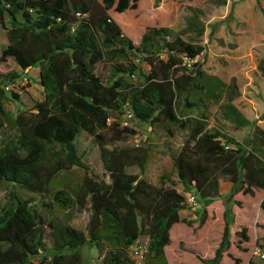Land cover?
Wrapping results in <instances>:
<instances>
[{"label":"trees","instance_id":"1","mask_svg":"<svg viewBox=\"0 0 264 264\" xmlns=\"http://www.w3.org/2000/svg\"><path fill=\"white\" fill-rule=\"evenodd\" d=\"M153 1L154 6L160 2ZM139 8V0H0V27L7 40L0 57H12L22 71L37 66L43 93L31 110L12 115L4 105L7 93L15 99L18 94L4 87L19 75L0 79V128L14 130L0 141V183L7 187L0 208V264H33L34 258L38 264H84L80 248L88 244L98 251V264H169L165 247L172 225L204 223V217L196 223L180 218L187 206L173 181L164 174L157 183L144 176L152 153L148 143L117 144L136 134L116 119L125 110L139 124L169 134L188 131L171 158L184 193L205 202L221 198V179L229 184L225 202L238 192L264 191V129L233 104L234 81L225 83L206 72L195 60L203 46L171 36L166 26L145 25L135 35L127 33L120 21ZM190 25L195 28L197 22ZM102 61L112 63L106 81L95 72ZM257 70L264 78V58ZM222 97L224 118L235 129L249 127L241 140L207 128L206 110ZM82 132L98 146L102 174L91 172L78 154L74 141ZM72 166L86 171L81 181L51 192L57 174ZM22 192L50 195L53 204L43 205L66 215L86 211L85 230L48 219ZM260 208L264 211V197ZM224 216L213 262L229 246L226 211ZM142 235L146 251L137 263L131 247ZM236 235L248 240L245 228ZM248 264L261 263L251 259Z\"/></svg>","mask_w":264,"mask_h":264},{"label":"rangeland","instance_id":"2","mask_svg":"<svg viewBox=\"0 0 264 264\" xmlns=\"http://www.w3.org/2000/svg\"><path fill=\"white\" fill-rule=\"evenodd\" d=\"M153 2L139 0L140 8L128 13L120 21L124 30L130 35H135L145 25L158 24L166 26L171 36L180 34L183 39L203 46V53L195 60L202 61V68L206 72L216 74L225 83L234 81L238 94L234 97L233 104L246 108L251 117L256 115L261 118L264 111V78L257 73V62L264 58V0H260V6L256 0H160L157 6H154ZM193 19L197 22L195 28L190 25ZM6 42L5 31L0 27V48ZM117 61L122 62L125 59L117 58ZM142 70H147L145 64ZM95 72L106 81L112 74V63H97ZM11 73L19 75L12 91L18 94V98L15 99L10 92L7 93L5 109L12 115L21 111L28 112L33 104L43 97L38 81V67L33 66L28 71H22L12 57H0L1 81L5 75ZM224 102L222 97L221 100L209 104L206 110L207 128L219 129L241 140L248 128L235 129L233 123L224 118ZM116 119L121 121L123 117L116 116ZM258 123L264 128V121ZM127 126L136 130V134L127 136L117 144L148 143L152 153L144 176L157 183L159 176L164 174L168 180L174 182L177 190H181V184L176 181L171 158L183 144L188 131L173 129L172 134H169L161 128H152L148 123L139 124L133 120L128 121ZM12 135L14 130L8 125L0 128V141ZM74 143L89 170L102 174L99 149L92 136L82 132ZM128 171L138 173L137 167H129ZM85 173L84 169L76 166L59 172L51 192L56 188L75 187ZM221 185V198L206 202L200 200L196 210L180 213L182 217L191 218L193 223L198 222L200 217L205 220L200 227L186 224L172 226L169 231L172 242L165 247L169 264H203L195 255L206 260L208 264H234V258L239 259V264L251 259L264 264V257L260 256L261 253L264 255V211L260 208L263 191L256 190L253 195L238 192L231 201L225 202L229 185L224 179H221ZM22 193L25 198L31 199V204L48 219L85 230L88 220L86 211L66 215L56 207L48 209L43 205L53 204L50 195ZM6 201L7 187L0 183V208ZM225 211L228 214L229 246L219 260L213 262L214 251L219 245L225 224ZM242 228H245L247 241H242L236 235ZM146 242L147 238L142 235L136 243L144 246ZM80 253L84 264H98V251L93 245H83ZM37 261L38 259L34 258L33 264H38Z\"/></svg>","mask_w":264,"mask_h":264},{"label":"built area","instance_id":"3","mask_svg":"<svg viewBox=\"0 0 264 264\" xmlns=\"http://www.w3.org/2000/svg\"><path fill=\"white\" fill-rule=\"evenodd\" d=\"M186 65L190 66V60L189 59H185ZM24 81H26L24 79ZM14 84L15 82H13L12 84H7L4 88L5 90H13L14 89ZM123 117V120H121V123L123 125H127L128 121L133 120L132 114L129 110H125L123 115L121 116ZM184 194V203L187 207L191 208V207H196L198 204V199L196 197V195L189 191V192H185ZM137 244V243H136ZM134 244L131 247V256L135 259V261H142L144 253L146 251V246H141V245H136ZM260 256L263 258L264 255L261 253ZM140 263V262H137Z\"/></svg>","mask_w":264,"mask_h":264},{"label":"crops","instance_id":"4","mask_svg":"<svg viewBox=\"0 0 264 264\" xmlns=\"http://www.w3.org/2000/svg\"><path fill=\"white\" fill-rule=\"evenodd\" d=\"M29 69H31V68H28V69H26L25 71H28ZM257 73H259V71L257 70ZM259 75L261 76V74L259 73ZM262 77V76H261ZM263 78V77H262ZM235 105V104H234ZM236 106V105H235ZM236 108L247 118V119H249V120H256V122H257V124L258 125H260L261 126V124L260 123H258V122H262V121H264V117L261 115V118H257V116L256 115H254L253 117H251L250 115H249V113L247 112V110H246V108H243V107H239V106H236ZM264 112V111H263ZM255 118V119H254ZM262 127V126H261ZM242 128H245V127H242ZM246 128H248L247 129V131L249 130V127H246ZM263 128V127H262ZM264 129V128H263ZM247 131L243 134V135H245L246 133H247ZM235 138V137H234ZM243 138V137H242ZM241 138V139H242ZM238 140V139H237ZM177 179V178H176ZM229 185V184H228ZM180 187H181V190H178L179 192H181V193H184L183 192V187L181 186V185H179ZM221 188H222V185H221ZM258 190H261V189H258ZM254 191H256V190H254ZM263 191V190H262ZM222 192H223V190H222ZM263 193H264V191H263ZM263 197H264V194H263ZM263 197H262V199H263ZM261 199V200H262ZM201 201H199L198 200V204H197V206L199 205V203H200ZM197 206L196 207H191V209H189V210H187L186 208H184V209H182V210H180L179 211V216H180V218H185V217H182L181 216V212H185V211H187V213L188 212H190V211H192V210H196L195 208H197ZM185 216H187V214L185 215ZM188 219H191V218H188ZM175 224H181L182 225V223H175ZM174 225V224H173ZM172 225V226H173ZM172 228V227H171ZM170 228V229H171ZM171 238V237H170ZM171 242H172V239H171ZM249 262V261H248ZM248 262H246V263H244V264H248Z\"/></svg>","mask_w":264,"mask_h":264}]
</instances>
